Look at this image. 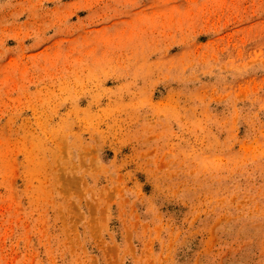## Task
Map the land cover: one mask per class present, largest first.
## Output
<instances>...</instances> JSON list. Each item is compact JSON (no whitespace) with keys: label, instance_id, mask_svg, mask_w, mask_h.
<instances>
[{"label":"rangeland","instance_id":"1","mask_svg":"<svg viewBox=\"0 0 264 264\" xmlns=\"http://www.w3.org/2000/svg\"><path fill=\"white\" fill-rule=\"evenodd\" d=\"M0 264H264V0H0Z\"/></svg>","mask_w":264,"mask_h":264},{"label":"bare ground","instance_id":"2","mask_svg":"<svg viewBox=\"0 0 264 264\" xmlns=\"http://www.w3.org/2000/svg\"><path fill=\"white\" fill-rule=\"evenodd\" d=\"M135 33H136V32H135ZM137 40H138V39H137ZM141 40H142V39H141ZM159 51H160V50H159ZM161 53H162V52H158L157 48H155V47L152 48V54H157V55L160 56ZM182 55H186L185 52H183ZM138 57H139L138 60L142 59V61L138 64V65H141V67H142L143 65H145V63H149V62H150V60H148V61H143V58H142V57H140V56H138ZM74 59H75V58H74ZM161 63H162V60H161V59H157V60H155V61L150 62L148 65H145V66L155 70V69H159V68H160ZM149 68H148V69H149ZM192 96H193V97H196V98L199 97L197 94H192ZM170 100H172V97H171V96H167V97H165V100H164V101H165V102H168V101H170ZM152 106H153L155 109H157L159 105H158V104H152ZM241 147H242V149L245 148V146H244L243 143L241 144Z\"/></svg>","mask_w":264,"mask_h":264}]
</instances>
